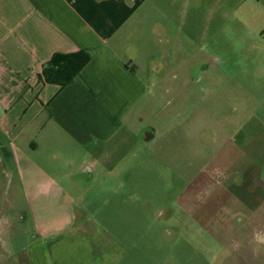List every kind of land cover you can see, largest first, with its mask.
Here are the masks:
<instances>
[{
	"label": "crops",
	"instance_id": "crops-1",
	"mask_svg": "<svg viewBox=\"0 0 264 264\" xmlns=\"http://www.w3.org/2000/svg\"><path fill=\"white\" fill-rule=\"evenodd\" d=\"M148 2L0 0V264H167L165 245L136 244L129 228L121 237L78 206L88 188L81 177L115 172L104 159L128 140L129 114L151 94L136 52L160 42L166 20ZM79 49L92 56L71 83L39 80L53 54ZM257 139L235 151L245 158L237 167H208L219 188L240 190L245 262L259 257L253 234L264 238V135ZM208 233L215 245L217 232Z\"/></svg>",
	"mask_w": 264,
	"mask_h": 264
},
{
	"label": "rangeland",
	"instance_id": "rangeland-1",
	"mask_svg": "<svg viewBox=\"0 0 264 264\" xmlns=\"http://www.w3.org/2000/svg\"><path fill=\"white\" fill-rule=\"evenodd\" d=\"M148 3L166 20L160 42L136 52L139 77L154 85L129 114L128 140L104 159L115 172L89 182L78 174L88 187L78 205L83 218L121 237L129 228L136 244L165 245L167 264H264L257 234L256 261L239 252L243 222L233 198L240 190L224 191L208 172L237 167L245 158L235 151L255 149L264 135V0ZM150 134L156 138L147 142ZM99 197L109 204L96 203ZM209 230L217 232L215 245Z\"/></svg>",
	"mask_w": 264,
	"mask_h": 264
},
{
	"label": "trees",
	"instance_id": "trees-1",
	"mask_svg": "<svg viewBox=\"0 0 264 264\" xmlns=\"http://www.w3.org/2000/svg\"><path fill=\"white\" fill-rule=\"evenodd\" d=\"M262 35L264 36V30ZM91 56L92 52L85 49L71 53H55L41 69L39 80L42 83L65 86L79 75L81 69L90 61Z\"/></svg>",
	"mask_w": 264,
	"mask_h": 264
}]
</instances>
